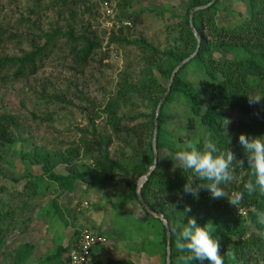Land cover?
<instances>
[{
	"label": "rangeland",
	"instance_id": "obj_1",
	"mask_svg": "<svg viewBox=\"0 0 264 264\" xmlns=\"http://www.w3.org/2000/svg\"><path fill=\"white\" fill-rule=\"evenodd\" d=\"M187 2L0 0V58L23 56L46 45L49 35L53 37L36 73L15 80V68H6L0 77V117L9 116L16 123V140L7 147L0 163V223L7 228L6 252L21 242H31L34 251L25 262L35 264L60 245L70 248L75 233L89 229L101 232L104 242L93 249L86 264H105L110 259L127 260L129 264H164L160 254L149 251L159 236L146 224L148 218L140 205L128 200L120 207L132 194L127 182H134L136 170L115 176L101 187L92 186L94 161L85 153L82 140L91 139L90 123H94L97 132L111 138V159L123 164L133 158L126 141L132 136L126 127L142 119L129 118L139 111L152 112V105L141 94L131 92L128 105H116L117 115L123 117L116 129L105 109L109 101L117 98L121 85L125 81L137 83L140 70L151 57L155 58L150 49L135 41H143L159 52L179 46ZM215 9L216 25L228 27L246 16L247 0H220ZM82 36L98 45L83 66L76 62L75 53L85 46ZM154 72L162 86L168 84L159 72ZM183 75L197 82L193 71H183ZM261 109L256 104L251 112L229 110L230 123L257 119ZM166 113L165 126L182 137L181 145L203 133L198 117L194 128H188L192 114L181 97L176 96L167 105ZM41 151L63 156L76 153L71 154L73 164L56 158L54 166L62 174L74 169L79 180L73 191H61L55 182L43 177L37 195L24 193V174L41 175L43 164L48 162L44 153L37 162L35 155ZM158 167L171 175L181 169L176 154L165 148L160 150ZM54 197L62 216L51 206ZM135 219L141 220L143 229L137 227ZM6 257L9 259L8 255H0V264L8 262Z\"/></svg>",
	"mask_w": 264,
	"mask_h": 264
},
{
	"label": "trees",
	"instance_id": "obj_2",
	"mask_svg": "<svg viewBox=\"0 0 264 264\" xmlns=\"http://www.w3.org/2000/svg\"><path fill=\"white\" fill-rule=\"evenodd\" d=\"M212 0H188L185 11V25L180 32L181 43L179 46L164 52H159L153 46L143 41H135L151 50V60L140 70L137 83L125 81L117 98L109 101L105 112L108 113L110 124L116 129L123 119L116 113L119 102L129 104L131 92L141 94L140 97L152 105V112L139 111L129 120L142 119L133 125H127L126 130L131 134L133 142L126 140L133 151V158L128 163L119 164L110 158V136L99 133L90 123L91 139H83L82 147L87 155L94 161L93 175L90 183L94 187H101L113 180L115 176L127 175L132 169L136 170V178L132 184L127 182L132 194L120 205L122 208L128 200H135L145 215L146 224L159 236V240L152 244L150 252L157 253L167 264V234L163 221L152 215L140 202L137 196V178L143 175L154 162L153 135L155 128L156 108L167 90L169 80L174 68L186 57L193 56L176 72L168 94L161 103L157 121V163L147 175L141 187V196L148 206L155 212L163 215L170 230V264H181L178 257L182 254L175 247V233L171 230L176 227L182 230L189 217H194L197 224L204 226L210 223L213 226V237H219L220 254L224 256L225 264H264V224L258 222L257 211H264V195L259 191L249 195L243 185L254 177L248 168L246 155L239 145V134L248 136H264V0H247V14L238 23L219 27L215 23L216 5L220 0H215L207 6L194 11L190 18L192 8L210 3ZM197 20V21H196ZM198 23V24H197ZM71 35V31L68 32ZM53 37L49 35L47 44L38 47L23 56H8L0 58V77L4 69L15 68L13 79H18L27 74H34L42 56L46 54L47 46ZM85 41L82 49L76 50V62L85 65L93 50L98 46L88 37H81ZM199 43V45H198ZM229 54L224 55L223 53ZM168 80V84L161 85L160 79L155 75ZM183 71H193L197 82H190L183 75ZM179 96L189 104L192 116L188 118V128H194L195 118L198 117L203 133L195 139H187L196 143L202 149L203 141L211 133L220 150L230 148L237 159L244 160V167L234 162L235 179L224 186L226 198L213 199L210 192L201 189L196 196L184 192L188 181H199L192 170L180 169L171 175L159 169V153L162 148L177 154L181 150L183 139L168 131L165 126L167 105ZM262 96L259 103H250L249 97ZM260 104V115L254 120L239 119L228 126L225 119H230L229 110L251 112L252 107ZM9 116L0 117V163L4 160L7 147L16 140L13 129L16 125ZM125 115L124 119H127ZM186 142V143H187ZM40 153H44L47 163L43 164V173L33 175L24 174V193L37 195L39 193L40 179L55 182L61 191L74 190L78 175L72 170L67 174L54 170L55 163H74L72 156L76 153L68 152L66 156L55 155L48 151L36 153L39 162ZM39 156V157H38ZM126 182V178L124 179ZM242 192L243 198L239 205L234 207L227 198L233 193ZM185 205L191 211L184 214ZM54 212L62 216L61 207L56 197L51 199ZM244 212V213H243ZM137 227L143 229L142 222L135 219ZM6 227L0 223V255H8V262L4 264H26V259L34 251V244L21 242L12 250L6 252L4 232ZM76 235L78 232L75 233ZM75 235V236H76ZM67 246H58L54 253H49L43 258H38L35 264H65L68 260ZM94 264H104L100 261ZM105 264H129L127 260H108ZM192 264H200L194 260ZM203 264H209L207 260Z\"/></svg>",
	"mask_w": 264,
	"mask_h": 264
},
{
	"label": "clouds",
	"instance_id": "obj_3",
	"mask_svg": "<svg viewBox=\"0 0 264 264\" xmlns=\"http://www.w3.org/2000/svg\"><path fill=\"white\" fill-rule=\"evenodd\" d=\"M262 96L249 97L250 103H259ZM226 124L230 123L225 119ZM239 145L242 147L248 168L251 170L250 178L244 185V190L249 194L257 191L264 195V136H248L239 134ZM179 167L192 170L199 181H188L184 186V192L196 196L201 189L210 192L213 199L226 198L224 186L235 179L234 162L244 167V160L237 159L236 154L230 149L220 150L217 143L211 139L209 133L203 141L202 149L191 141L181 146L176 154ZM243 198L242 192L233 193L227 198L229 203L236 207ZM191 211L190 206L185 205L184 214ZM256 216L260 224H264V211H257ZM176 236L175 247L182 254L178 257L181 264H192L194 260L203 264L205 260L209 264H225L224 256L220 254L219 237H213V226L208 223L204 226L197 224L194 217H189L182 230L177 231L176 227L171 229Z\"/></svg>",
	"mask_w": 264,
	"mask_h": 264
},
{
	"label": "water",
	"instance_id": "obj_4",
	"mask_svg": "<svg viewBox=\"0 0 264 264\" xmlns=\"http://www.w3.org/2000/svg\"><path fill=\"white\" fill-rule=\"evenodd\" d=\"M215 0H212L210 3L206 4V5H202V6H197L195 8H192L191 11H190V18H192L193 16V13L195 10L203 7V6H207V5H210L211 3H213ZM199 45V43H198ZM194 54V53H193ZM193 54H191L190 56L184 58L175 68L174 70L172 71V74H171V77H170V80H169V84H168V87H167V90L166 92L164 93L163 97L160 99L158 105H157V108H156V114H155V119H154V122H155V128H154V135H153V149H154V162L152 164V166H150L148 168V170L141 176L138 184H137V189H136V192H137V196L140 200V202L146 207V209L152 214L154 215L155 217H158L160 218L164 225H165V228H166V234H167V264H170V261H169V250H170V230H169V227H168V224H167V221L165 220V218L163 217L162 214L160 213H157L155 211H153L149 206L148 204L143 200L142 196H141V187L144 183V181L146 180V177L147 175L152 171V169L155 167L156 163H157V157H158V154H157V141H156V134H157V121H158V114H159V109H160V106H161V103L163 102L165 96L168 94L169 92V89L171 87V84H172V81H173V78L176 74V72L193 56Z\"/></svg>",
	"mask_w": 264,
	"mask_h": 264
},
{
	"label": "built area",
	"instance_id": "obj_5",
	"mask_svg": "<svg viewBox=\"0 0 264 264\" xmlns=\"http://www.w3.org/2000/svg\"><path fill=\"white\" fill-rule=\"evenodd\" d=\"M244 213V212H243ZM104 242L101 232L82 229L76 235L75 241L68 252L65 264H86L89 262L93 249Z\"/></svg>",
	"mask_w": 264,
	"mask_h": 264
}]
</instances>
